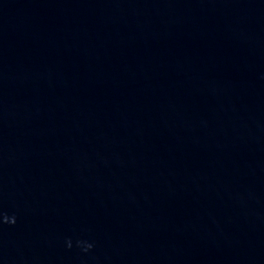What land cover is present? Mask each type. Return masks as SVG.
<instances>
[{
    "label": "water",
    "instance_id": "obj_1",
    "mask_svg": "<svg viewBox=\"0 0 264 264\" xmlns=\"http://www.w3.org/2000/svg\"><path fill=\"white\" fill-rule=\"evenodd\" d=\"M0 264H264V0H0Z\"/></svg>",
    "mask_w": 264,
    "mask_h": 264
}]
</instances>
